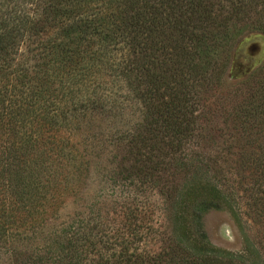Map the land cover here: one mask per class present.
Instances as JSON below:
<instances>
[{
  "label": "trees",
  "instance_id": "trees-1",
  "mask_svg": "<svg viewBox=\"0 0 264 264\" xmlns=\"http://www.w3.org/2000/svg\"><path fill=\"white\" fill-rule=\"evenodd\" d=\"M240 49L264 50V0H0V264H264V238L232 252L201 227L240 202L264 225V58L224 88ZM215 117L221 151L185 154ZM95 160L122 219L97 209L24 248Z\"/></svg>",
  "mask_w": 264,
  "mask_h": 264
},
{
  "label": "rangeland",
  "instance_id": "rangeland-1",
  "mask_svg": "<svg viewBox=\"0 0 264 264\" xmlns=\"http://www.w3.org/2000/svg\"><path fill=\"white\" fill-rule=\"evenodd\" d=\"M248 40L250 41V39ZM246 43L247 41L244 39L241 43V47H244L243 45ZM240 51L241 53H236L234 55L231 64L229 63L223 74L222 79L225 82V84L223 83L224 88L229 86V84L232 85L236 81L245 78L264 58V50H262L256 59H250L246 57L242 49H240ZM228 90L229 89L226 91ZM216 114L220 115L221 113L219 111ZM216 117L207 125L210 136L204 141L197 140L196 142H187L185 144V154L211 156L221 151L220 147L225 145L222 139L229 140L231 137L228 135L227 131H219L220 128H218V126L221 124H218ZM229 143L230 142H227V144ZM94 163L95 164L91 165L90 170L87 171L78 195L65 198L61 206H59L56 217L54 219H49L47 221V226L43 227V229L35 235L33 241H28V244H24V248L29 246V244L32 245V248L42 245L46 235L51 236V233L58 231L64 222H76L80 219L83 221L85 228L88 229V224L91 225L93 223V217L97 215V209H100L101 213L106 214L108 216L107 218L114 219L111 224L118 223L119 220L116 219H122V215L118 212L124 209V207H128L127 203L124 206L126 200L123 197L126 194H124V192L120 193L119 188H116L115 185L107 180L108 177L106 178V175L103 174L106 170L98 171L96 160ZM174 176L177 183H182V173H177ZM199 186L200 184H198V187ZM183 194V204L189 205L192 203L188 200L194 198V191L192 192L191 189H187ZM129 195L131 196V194ZM149 202L159 207V209H155L153 213L154 218L152 219L154 224L159 225L164 232H167L169 230V225H166L167 220L165 219L166 216L163 210L164 208L166 209L167 206L162 203V198L156 190L152 193ZM221 206L220 209L209 208L201 218V227L205 231L208 240L214 246L237 252L243 247L244 236L247 235L257 242L264 238V225L258 222L257 216L254 217L255 215L251 216V214L250 217L247 216L244 203H239V207L243 213L238 214V209L240 208H234L237 216L230 210L229 204L223 203ZM88 219L89 222H87ZM4 257L5 256H2V259H4Z\"/></svg>",
  "mask_w": 264,
  "mask_h": 264
}]
</instances>
